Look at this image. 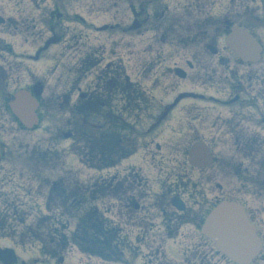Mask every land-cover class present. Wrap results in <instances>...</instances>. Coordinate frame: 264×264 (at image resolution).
<instances>
[{"label":"flooded vegetation","instance_id":"1","mask_svg":"<svg viewBox=\"0 0 264 264\" xmlns=\"http://www.w3.org/2000/svg\"><path fill=\"white\" fill-rule=\"evenodd\" d=\"M50 1H54L58 8L57 10H60L59 7L61 5L58 0H27L28 4L23 5V8L19 7V9H17V11L21 13V20L14 23L13 19L10 17L7 21L3 22V25H7V28L11 33L12 27L14 26L17 30L13 31V36L25 40L26 43H28L30 38L33 40L40 39L45 33V27L37 22L36 15L48 9L51 12V20H55V17L60 19L55 13L56 9L50 7ZM12 2L14 1L8 0L5 3L0 4L9 5ZM167 10L169 11V9ZM180 10H184L185 14L190 17L193 16L194 11H199L200 14H202L203 19V23H201L204 28L201 32V35L204 37L203 46H188L181 49V52L183 53L195 55L193 69L197 71V75L194 82L198 86H203L206 84V78L208 81H211L212 76H214L216 79V86L222 90V88L226 86L227 79L231 78L233 103L230 104V106L233 131H236L239 127L240 119L244 120L246 110L249 118L261 120L262 126H264V55L259 63L237 62L233 63L231 68L228 66L222 68L220 63L224 58L225 53L229 51L218 46V39H221L226 33H228L232 26H239L251 32H260V29L264 27V0H183V6L180 5V7H178L175 4L173 7V11ZM211 26L214 27L213 30L211 29ZM196 28L197 23L190 21L188 25L189 31H193ZM53 32L55 33V31ZM188 37L194 38L190 36ZM0 44L4 43L0 41ZM3 49L6 50L8 47L5 46ZM212 49L214 52H212ZM208 52L211 56H208ZM91 62L92 61L89 60L88 64ZM91 65L94 66V63L92 62ZM13 68V66L8 64L4 69ZM234 81L240 83L242 86L239 84L235 86ZM173 86L177 88L179 84ZM156 87H158V84H155V87L150 89L138 88V91L144 92V94H138V103L141 109L139 115L143 112L147 116H152V108H155V95L150 94V92H153ZM125 98L126 97L122 95L117 97L119 100H125ZM189 109V107H183V111L180 112L181 116L179 115L178 117L177 125L173 128V131L181 140L179 142L166 144L170 151L175 150L177 152L179 157L173 160V163L177 165L186 164L187 153L192 145L191 143L200 139L199 133L195 130V123L201 122V120H209L212 122L213 126L216 127L218 123L220 124L221 122L220 118L222 117V114L220 113L218 116H215V111H197ZM166 119H170L169 115ZM108 122L117 123V120L115 118L109 119ZM162 133L163 132L151 135L147 140L153 142L154 140L159 139L161 137H159V135ZM250 137V142H243L241 138H238L235 141V148L243 147L244 149L254 150L261 149L264 146V139L260 141L252 136ZM171 141L175 140L171 139ZM149 146V143L145 144L147 151L146 155L152 154V150L149 149ZM156 149L159 153L163 150L162 147L158 145L156 146ZM140 182H144V180L140 179ZM145 186H148V182H146ZM149 195V191L144 190L141 192L140 196L141 199L145 201L147 200L145 198H148ZM174 210L175 209L171 206V203H166L159 212L155 213H152L151 207H138V245L168 244L165 240L163 242H158L157 238L160 237L162 239L163 236H166L169 239L173 237H187L188 235L185 233L180 234L179 232H174L172 230L173 226L175 224L180 225L181 227L183 225H196L198 221L200 223L202 220L200 216L201 211L188 209L187 207L182 212ZM149 215L152 216V220L162 215L161 219L163 221V227L159 224L149 223L148 221L151 219ZM163 229H165V232H162ZM3 240L4 239H0V241ZM49 243L56 244L54 239H51ZM11 244L14 245L13 243ZM179 244L188 245L190 244V239H181ZM206 255L207 253L205 252L200 254L199 264H202L203 258ZM152 258L151 262L155 264H172L164 258ZM16 259L15 264H51V262L41 263L36 260L32 261L23 259L21 256H17ZM64 263L65 262L63 261L61 264Z\"/></svg>","mask_w":264,"mask_h":264},{"label":"rangeland","instance_id":"2","mask_svg":"<svg viewBox=\"0 0 264 264\" xmlns=\"http://www.w3.org/2000/svg\"><path fill=\"white\" fill-rule=\"evenodd\" d=\"M106 19L99 21V24L105 22ZM159 27H162L161 25ZM154 38V35L152 33L149 34H145V35H138V34H126V45L128 47H135L137 46V42H138V46H150V45H158V44H153L152 43V39ZM57 49V50H56ZM52 51V52H51ZM46 56H47V69H49V65L54 66L55 64L51 62L52 56H55V54L59 51V48H55L53 50H51ZM128 58L132 57L133 62H134V55H129L127 56ZM127 66V73L131 75L132 79H138V77L135 78V70L134 65L130 62L127 61L126 63ZM34 68L36 69L37 72V66H34ZM60 73L65 74L66 71H64L62 69V67H60L57 72H55V69L51 70L50 72L48 71L46 73V78L48 80V82H46V85H48V83L51 84V86L49 87V89H52V85L54 86L55 83V79L59 76ZM42 76V75H40ZM66 77V76H65ZM29 82V81H28ZM27 82V83H28ZM27 85V84H25ZM24 84H19V83H15L14 82H9L7 88H6V92H9L10 94H12L15 90L25 87ZM51 94H47V96L45 97V100L48 101L51 98ZM184 106H192L193 110H197V111H202V110H206L205 106H203L202 104L198 103L195 105H191L189 103L184 104ZM183 110H178L176 113L172 114L171 119L169 120V123H166L165 126L161 129L163 130L162 135L160 136H164V138H168V141H171V139L173 140H177L180 141L181 139L176 135V133L173 131V128L176 126V120L175 117H179V115L181 116L180 112ZM50 114L51 117H60V118H65L66 114L64 113H57L56 116L53 113V110L50 109ZM9 112L4 108L3 109V104L1 102L0 99V119H2L0 121V138L1 140L4 142V144L8 145V155L9 157H11L13 160L11 163L9 164H0V175L5 176L6 172H9L12 170V166H17L20 167L23 165V151L25 150V148H29L30 146L27 144V141L32 140V139H41L43 136V130L45 128V126H48L47 122H44L42 124V130L38 131L37 133L34 134H27L25 132H22L20 130V128L18 127V125L14 122V120L11 119V117L8 114ZM178 120V119H177ZM203 121V120H201ZM160 140L157 142L159 144H161L163 147H166L164 142H167V140H163L162 138H159ZM13 143L15 145H13ZM68 143H66L67 145ZM6 145V148H7ZM174 149V147H173ZM226 153L229 154L228 150H225ZM6 155V152H5ZM226 158H229L228 156H226ZM152 167L153 164H150V166H148L147 168V172L148 174L151 173L152 171ZM82 168V167H81ZM81 171V174H85V175H89L92 176L91 172H87L83 171V170H79ZM228 171V170H227ZM49 172V171H48ZM112 174L114 171H111ZM199 177V176H196ZM86 179V178H84ZM114 202H116V200L112 199L111 203L112 205L114 204ZM119 206V204H118ZM115 212L117 215H121L119 213L118 208H114ZM121 217H125L124 215H121ZM118 221H121L120 219H118ZM66 258L68 259V262L71 264H102L100 263L98 260H93V259H88L87 257L81 256L76 250H73L72 252H68V256H66ZM208 258H206V260H208Z\"/></svg>","mask_w":264,"mask_h":264},{"label":"water","instance_id":"3","mask_svg":"<svg viewBox=\"0 0 264 264\" xmlns=\"http://www.w3.org/2000/svg\"><path fill=\"white\" fill-rule=\"evenodd\" d=\"M23 98H24V100L26 99L25 97H23ZM24 100H22V101H24ZM22 101H21L20 103H18V105H21ZM14 109H15V108H14Z\"/></svg>","mask_w":264,"mask_h":264},{"label":"trees","instance_id":"4","mask_svg":"<svg viewBox=\"0 0 264 264\" xmlns=\"http://www.w3.org/2000/svg\"><path fill=\"white\" fill-rule=\"evenodd\" d=\"M93 246H95L96 245V243L95 244H92Z\"/></svg>","mask_w":264,"mask_h":264}]
</instances>
